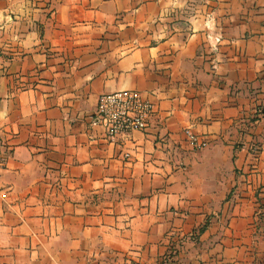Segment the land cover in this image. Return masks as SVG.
<instances>
[{
  "label": "crops",
  "instance_id": "crops-1",
  "mask_svg": "<svg viewBox=\"0 0 264 264\" xmlns=\"http://www.w3.org/2000/svg\"><path fill=\"white\" fill-rule=\"evenodd\" d=\"M0 133V264H264V0H0Z\"/></svg>",
  "mask_w": 264,
  "mask_h": 264
},
{
  "label": "built area",
  "instance_id": "built-area-1",
  "mask_svg": "<svg viewBox=\"0 0 264 264\" xmlns=\"http://www.w3.org/2000/svg\"><path fill=\"white\" fill-rule=\"evenodd\" d=\"M155 110L151 100L134 89H123L104 93L98 97L96 118L106 129L110 138L127 135L134 131L146 130L154 116ZM190 145L201 149L207 142L191 129L185 131ZM5 154L1 150L0 133V166L5 163Z\"/></svg>",
  "mask_w": 264,
  "mask_h": 264
}]
</instances>
